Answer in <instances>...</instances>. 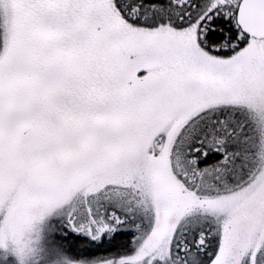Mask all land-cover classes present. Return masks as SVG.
Here are the masks:
<instances>
[{
	"label": "snow or ice",
	"instance_id": "1",
	"mask_svg": "<svg viewBox=\"0 0 264 264\" xmlns=\"http://www.w3.org/2000/svg\"><path fill=\"white\" fill-rule=\"evenodd\" d=\"M0 264H264V0H0Z\"/></svg>",
	"mask_w": 264,
	"mask_h": 264
},
{
	"label": "trees",
	"instance_id": "2",
	"mask_svg": "<svg viewBox=\"0 0 264 264\" xmlns=\"http://www.w3.org/2000/svg\"><path fill=\"white\" fill-rule=\"evenodd\" d=\"M116 239L105 240L103 239L100 243L86 242L87 238L83 239L71 236L72 241H67L69 246V253L71 256H75L80 259H103L114 256L117 252L123 251L122 246L128 241V235L124 233H117ZM69 238V237H68ZM126 240L124 241V239ZM80 243H79V242ZM69 242V243H68ZM76 243V245L73 244ZM86 242V244H85ZM83 243V245H81ZM119 250V251H118Z\"/></svg>",
	"mask_w": 264,
	"mask_h": 264
},
{
	"label": "rangeland",
	"instance_id": "3",
	"mask_svg": "<svg viewBox=\"0 0 264 264\" xmlns=\"http://www.w3.org/2000/svg\"><path fill=\"white\" fill-rule=\"evenodd\" d=\"M134 230H127V229H125V230H122V232H120V233H124V234H126V235H128V241L126 242V243H124L123 244V246H122V250L125 248V247H127V246H130V242H131V240L133 239V235H132V232H133ZM74 235V234H73ZM72 234H70L69 235V238H68V240L67 241H72L73 239L71 238V236H73ZM116 236H113L112 238L110 237V238H105V240H111V239H113V240H115L116 238H115ZM85 239H86V237H84ZM80 239H83V237H80ZM103 240V239H102ZM102 240H100V241H91V240H89V239H87L86 240V242L88 241H90V242H92V243H100V242H102ZM126 240V238L124 239V241ZM67 241H66V245H67ZM79 242V241H78ZM86 242H85V244H86ZM69 243V242H68ZM80 243V242H79ZM73 244L74 245H76V243L75 242H73ZM81 245H83V243L81 244ZM67 248H69V246H66ZM119 251V250H118ZM69 255H71L70 253H69ZM109 258V257H108ZM103 259H105V258H103ZM87 260H96V259H87Z\"/></svg>",
	"mask_w": 264,
	"mask_h": 264
}]
</instances>
